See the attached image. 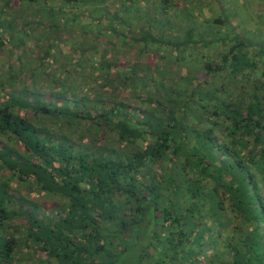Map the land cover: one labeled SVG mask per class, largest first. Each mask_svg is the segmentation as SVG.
I'll return each instance as SVG.
<instances>
[{
    "label": "trees",
    "instance_id": "obj_1",
    "mask_svg": "<svg viewBox=\"0 0 264 264\" xmlns=\"http://www.w3.org/2000/svg\"><path fill=\"white\" fill-rule=\"evenodd\" d=\"M58 1L74 13L47 15L51 45L29 78L15 94L22 70L0 81V264H117L134 248L136 264H264V43L191 29L171 42L150 23L123 34L95 14L106 0ZM17 12L30 35L44 29ZM97 43L138 59L126 71ZM59 53L63 80L47 75ZM190 53L200 64L168 72Z\"/></svg>",
    "mask_w": 264,
    "mask_h": 264
},
{
    "label": "rangeland",
    "instance_id": "obj_2",
    "mask_svg": "<svg viewBox=\"0 0 264 264\" xmlns=\"http://www.w3.org/2000/svg\"><path fill=\"white\" fill-rule=\"evenodd\" d=\"M5 1L6 0H0V39L3 41L8 40V42H5L4 45H2L0 48L1 49L0 50V81H3L5 84L6 83L8 84L10 81L7 77H5L7 73L13 72V71L18 73L19 70H22L25 73L24 77H20V81L17 79L15 82H13L12 88H10L9 90L8 89L6 90V91H9L10 94L11 93L15 94V92L24 83V81L29 78L30 76L29 71L32 73L31 69L35 68L39 64V58L42 57L43 51H45L51 45V41H52L51 37L53 34L49 33L50 29L48 28V26L50 25H49V19L47 18V15H56L57 13H61L62 11H63L62 14L69 15V14L74 13V9L69 11V9L64 4L63 5L60 4L58 0L49 1V5H50L49 8H41L38 6H35V7L27 6L18 0H13L11 7L6 8L7 10L6 11V10H3V7H4L3 5ZM105 2L106 4L100 7H104L105 5L107 6V9H106L107 11L105 12L109 11V17H110L109 19H112L113 22L116 23L115 28L118 27L120 30L118 32H122L123 34H125V32H128V29L125 30L126 27L124 26V25L128 26L129 24V20H125L126 19L125 18L126 6L124 7L123 4L115 5L114 0H106ZM213 2L215 4L213 5L210 4L211 11H209V13L212 14L211 18L210 16H207L209 19H211L210 23L213 24L212 21L216 18L224 21L223 25L220 26V28L215 29L214 33L218 37L224 38V36H227V37L230 36L229 33L231 32L233 33L232 28L234 27L233 28L235 30L234 32L241 34L243 38L250 40L252 42L259 41L260 43L262 42L264 43V0H214ZM143 4H144L143 2L135 3L134 8H133L134 14H137V13L140 14V11L137 9V6L140 7V5H143ZM122 6L124 7L123 11L120 10ZM21 10L23 11V14L26 15L28 20H32L36 23L43 24L44 29L42 27H39V28L35 27V29L33 28L34 32L31 33L30 35L29 32L25 31L26 27L25 28L18 27L20 23H17V20H15L17 18L15 17L16 16L15 14L17 13L18 15H21L19 12H17ZM159 12L161 11L160 10L158 11L156 8H154L150 16L159 17ZM185 13H188V11L182 10L178 14L182 15ZM194 13L196 15V12ZM147 14L148 13H146L144 17H146ZM166 19H168L169 22H172V20L170 19V16L166 17ZM147 20L148 21H145V19H143L144 24H146V22L152 23L154 21L153 18L152 19L150 18ZM189 20H191V22L189 23V30L191 29L193 31L192 33L193 39H197L199 35L202 36V33H201L202 30L201 29L194 30L195 28L194 22H197V19L190 18ZM57 22H58V25L61 24L60 20ZM120 22H124V24ZM160 22L161 20H159V23ZM173 22L176 24L177 20H173ZM165 25H166V21L164 20L162 26H165ZM254 25H257L256 28L254 27ZM72 28L74 29L73 26L71 25L68 26V29H72ZM153 28L156 29V27H153ZM168 28L169 27H164L165 32H168V30H166ZM131 30L134 31V29H131ZM178 30H179L178 28L172 29L173 32L176 31L174 35H169V33H171L169 32L168 34L162 33V36L161 34H156V37L158 38L163 37L164 39L171 38L173 39L171 42H176L175 38L178 37L177 39L182 40L186 36L185 33L177 34ZM212 31L213 30H211L210 32ZM44 35H48L47 41L45 40ZM210 35L213 36V34H210ZM35 38H39V40H35ZM57 45L60 47L62 44H57ZM97 45H98L97 47H100L102 51H105V52L108 51L107 53L113 55L112 56L113 61L117 63L119 62V65H121L119 67L122 69L123 68L125 69V67H127L128 65H132L134 59L135 60L138 59L136 51H135V49H137L136 47H133L135 49L131 50L129 46H125V47H121L119 51L117 50L113 51L112 49H108L109 47L105 43L104 44L97 43ZM148 48H151V47L148 46ZM202 50H204L203 47L202 49L199 50V52L201 53ZM218 51H219L218 45H214L208 50V53L216 54ZM190 52H195L194 48H192ZM160 53L164 54L163 52H160ZM144 54H147V53L145 52ZM173 54L175 55L176 53H173ZM191 55H193V53H190V56L185 54L184 59L181 61L179 60L180 63H176L175 65V68H177L176 73L173 71L174 68H169L168 70H171V71H168V72L175 76L177 75L183 76L182 73H179L180 69H183V68L187 69L189 67L200 64L201 61H199L198 59L199 58L198 54L197 53L194 54V55H197L195 57L196 61L191 60ZM58 56L59 57H57L56 59L54 58L51 59L49 63L51 65V68L47 72V75L49 78L50 76L53 77L54 75H59L60 76L59 79L63 80L64 79L63 77H66L68 75L65 73V68L66 69L69 68V63L68 61H67L68 64L66 63L65 58L63 57V55L61 56V53H59ZM142 57L144 60L141 59L140 61H143L144 64L146 65H154L156 61L159 60L155 58L154 56L146 57L145 55H143ZM139 65L141 66L142 64H139ZM8 68L10 69L7 71ZM125 70L127 71V68ZM168 72L161 70L159 75H166ZM82 73H83L82 81H83V85H85L88 82L87 78L89 76L90 77L93 76V74L91 72H88V74L84 72ZM104 73L105 71L98 72L97 82H103L102 78H104ZM137 74L139 73L137 72ZM34 75H36V78L38 77L40 78V76H37V73H34ZM41 75H45V74L42 73ZM79 80H80V75L78 74V76L75 78V81H79ZM93 85H95V83L91 84L92 87ZM136 85L139 87L138 83H136ZM112 86H114V88L118 91V94H120L121 97L126 95V92L124 91L125 89H123V87L117 86L114 83ZM176 86L178 89L182 87L188 88V85L184 83H181L179 87H178V84ZM30 87L32 86L30 85ZM96 90L98 91V89ZM85 94L88 97L87 99L90 101V104L94 102L96 103L98 102V101H95L98 97L97 93L94 92V94L92 95L90 92H88ZM56 203H58V201H56ZM14 224H18V220H15ZM209 245H211V243ZM209 245L207 248L209 250H213L214 245L213 247H211L212 245L211 246ZM24 252H25V249H23L22 253ZM37 260L39 261L38 257H37ZM136 261L141 262L142 260L140 261L139 254L137 250L134 248L130 250L129 252L122 254L119 257L117 264H136ZM145 261L147 262L148 260H145ZM152 262L153 260L150 262H147L146 264H151ZM28 264H32V262H29ZM35 264H39V263L36 262ZM142 264H144V262H142ZM193 264H195V261H193Z\"/></svg>",
    "mask_w": 264,
    "mask_h": 264
},
{
    "label": "crops",
    "instance_id": "obj_3",
    "mask_svg": "<svg viewBox=\"0 0 264 264\" xmlns=\"http://www.w3.org/2000/svg\"><path fill=\"white\" fill-rule=\"evenodd\" d=\"M114 1H115V5L116 4L122 5L123 4L124 7L126 6L125 18L127 20L129 19V24H130V22L133 23L134 33H137L138 30L141 29L142 27H147V24L150 23L152 26L156 27V29H157V30H155V34H161L162 35V33L168 34L169 32H171V33H169V35H174L176 33V31L173 32L172 31L173 28L179 29L177 31L178 32L177 34H183V33H186V30L189 29V23L191 22V20H189L190 18L197 19L198 23L194 22V27H196L197 29H201L202 30V31L200 30L201 33L204 34L205 36H206V33L211 31V30H213L211 33L215 34L214 33L215 29L218 28V25L215 23H213V24L210 23L211 19H209L207 17V16H210V18H211L212 14L209 13V11H211L210 4H212V5L215 4L213 2L214 0H181V1H179V0H114ZM138 2H140V3L143 2L144 4L140 5V7L137 6V9H139L140 14H138V13L134 14L133 8H134L135 3H138ZM100 8H103V7H99L98 8L99 10H97L96 11L97 13H95V14L98 17H101V15H102V18L105 21V18H109V11L105 12L104 8L102 10H100ZM154 8H156L158 11L159 10L161 11V12H159V17L158 16L157 17L150 16L151 12H152V10H154ZM182 10H187L188 13H185L182 15L178 14ZM102 11H104V13H102ZM194 12H196V15ZM146 13H148V14L146 17H144V15ZM169 16H170V19L172 20V22H169L168 19H166V17H169ZM150 18L151 19L153 18L154 21L152 23L146 22V24H144L143 19H145V21H148L147 19H150ZM159 20H161L160 23H159ZM164 20L166 21V25L162 26ZM173 20H177L176 24L173 22ZM256 26L257 25H254L255 28H256ZM164 27H169L168 29H166V30H168V32H165ZM180 27H181V29H180ZM233 28H232V31H233V33H235L234 32L235 30ZM167 40H172V39L167 38Z\"/></svg>",
    "mask_w": 264,
    "mask_h": 264
}]
</instances>
